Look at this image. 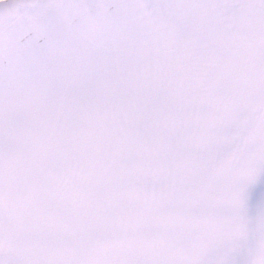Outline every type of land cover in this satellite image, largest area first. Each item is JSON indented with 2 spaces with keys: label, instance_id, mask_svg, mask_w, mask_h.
Segmentation results:
<instances>
[{
  "label": "snow or ice",
  "instance_id": "6c2138e0",
  "mask_svg": "<svg viewBox=\"0 0 264 264\" xmlns=\"http://www.w3.org/2000/svg\"><path fill=\"white\" fill-rule=\"evenodd\" d=\"M0 264H264V0H0Z\"/></svg>",
  "mask_w": 264,
  "mask_h": 264
}]
</instances>
